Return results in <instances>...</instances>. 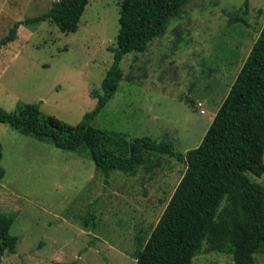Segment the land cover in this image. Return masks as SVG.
I'll return each mask as SVG.
<instances>
[{"label":"rangeland","instance_id":"rangeland-1","mask_svg":"<svg viewBox=\"0 0 264 264\" xmlns=\"http://www.w3.org/2000/svg\"><path fill=\"white\" fill-rule=\"evenodd\" d=\"M57 1L0 0V39ZM122 1L89 0L75 33L49 20L19 27L0 49V108L39 104L42 115L78 124L102 94ZM263 21L264 0H189L164 36L122 58L123 78L91 126L127 141H170L181 154L196 148ZM0 142V212L14 215L9 233L18 239L0 264H134L185 171L174 158L147 153L135 175L110 172L106 180L85 152L56 149L7 124ZM247 176L264 188V174ZM192 264H233V249H216L205 235ZM255 264H264V253Z\"/></svg>","mask_w":264,"mask_h":264},{"label":"trees","instance_id":"trees-1","mask_svg":"<svg viewBox=\"0 0 264 264\" xmlns=\"http://www.w3.org/2000/svg\"><path fill=\"white\" fill-rule=\"evenodd\" d=\"M89 0H58L36 18L16 21L0 39V49L17 38L19 27H37L52 21L61 33H75ZM189 0H123L116 48L101 84L94 109L76 125L42 115L39 104H18L8 113L0 108V123L18 132L49 141L56 149L85 152L107 180L110 172L136 174L147 153L174 158L185 171L134 264H192L201 238L210 234L216 249L231 247L233 264H255L264 253V188L247 174H264V21L261 31L200 144L177 153L170 141L148 137L127 141L91 126L114 96L122 80L120 62L132 52L142 53L154 39L164 36ZM232 21L244 23L236 17ZM0 181L5 171L1 166ZM106 180L104 183L106 184ZM221 208V209H220ZM14 215L0 212L1 257L15 252L18 239L9 230Z\"/></svg>","mask_w":264,"mask_h":264},{"label":"built area","instance_id":"built-area-1","mask_svg":"<svg viewBox=\"0 0 264 264\" xmlns=\"http://www.w3.org/2000/svg\"><path fill=\"white\" fill-rule=\"evenodd\" d=\"M197 107L200 109V110H199V113L203 115V114H204V110L201 109L202 104H201V103H198V104H197Z\"/></svg>","mask_w":264,"mask_h":264},{"label":"crops","instance_id":"crops-1","mask_svg":"<svg viewBox=\"0 0 264 264\" xmlns=\"http://www.w3.org/2000/svg\"><path fill=\"white\" fill-rule=\"evenodd\" d=\"M247 57V56H246Z\"/></svg>","mask_w":264,"mask_h":264}]
</instances>
